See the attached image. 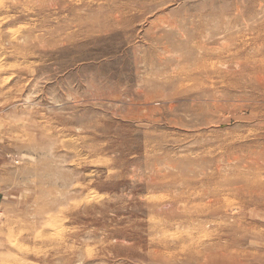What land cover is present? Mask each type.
<instances>
[{"label":"rangeland","instance_id":"374dc122","mask_svg":"<svg viewBox=\"0 0 264 264\" xmlns=\"http://www.w3.org/2000/svg\"><path fill=\"white\" fill-rule=\"evenodd\" d=\"M0 264H264V0H0Z\"/></svg>","mask_w":264,"mask_h":264}]
</instances>
